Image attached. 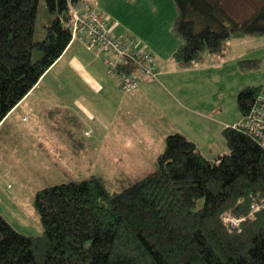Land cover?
Returning <instances> with one entry per match:
<instances>
[{"label":"trees","instance_id":"16d2710c","mask_svg":"<svg viewBox=\"0 0 264 264\" xmlns=\"http://www.w3.org/2000/svg\"><path fill=\"white\" fill-rule=\"evenodd\" d=\"M44 1L48 21L37 38L41 0H0V131L77 40L74 9L89 8L82 0ZM176 4L174 32L182 43L174 58L182 66L206 53L227 54L233 38L264 36V0L241 19L225 0ZM261 64V58L240 60L245 71ZM263 95L264 84L241 89V120L224 127L229 151L216 158L173 132L157 168L121 191L97 175L39 190L41 235L18 231L0 211V264H264V136L243 125ZM228 215L243 217L239 226Z\"/></svg>","mask_w":264,"mask_h":264},{"label":"rangeland","instance_id":"374dc122","mask_svg":"<svg viewBox=\"0 0 264 264\" xmlns=\"http://www.w3.org/2000/svg\"><path fill=\"white\" fill-rule=\"evenodd\" d=\"M82 2L89 5L82 8L84 11H99L109 18L114 35L148 47L155 56L158 74L143 78L139 86L148 83L138 92L125 90L120 78H112L96 50L85 45L101 76L111 84L110 90L99 95L88 90L70 73L65 58L45 84L58 88L57 102L72 106L78 119L59 111L30 112L28 106L29 111L13 114L0 131V211L18 231L28 235L44 232L34 206L39 190L97 175L112 192L121 191L157 168L170 133L191 136L209 158L229 151L223 130L241 120L239 92L247 85L264 84V46L253 45L251 37L240 40L242 45L232 39L225 55L206 53L204 60L193 65L179 64L174 58L182 43L174 32L176 0ZM225 2L241 19L262 0ZM48 14L47 4L41 0L37 38L44 33ZM243 57L261 58V68L245 71L240 67ZM76 97L84 107L76 105ZM61 134L67 140L60 139ZM44 138L60 141L58 157L44 149Z\"/></svg>","mask_w":264,"mask_h":264},{"label":"built area","instance_id":"2783aa9c","mask_svg":"<svg viewBox=\"0 0 264 264\" xmlns=\"http://www.w3.org/2000/svg\"><path fill=\"white\" fill-rule=\"evenodd\" d=\"M74 17V39L78 38L86 42L88 48L96 50L112 77L120 78L123 89L135 90L143 78L157 77V63L152 51L134 39L130 41L113 36V26L105 14L91 10L83 12L75 8ZM260 100L262 104L252 111L243 125L255 134L264 136V95ZM253 208L254 211L259 210L260 204H254ZM242 219L228 215L227 222L239 226Z\"/></svg>","mask_w":264,"mask_h":264},{"label":"crops","instance_id":"0c3cea01","mask_svg":"<svg viewBox=\"0 0 264 264\" xmlns=\"http://www.w3.org/2000/svg\"><path fill=\"white\" fill-rule=\"evenodd\" d=\"M256 36L251 37L252 41H254L253 45H257L256 47H263L264 46V36ZM249 37H245L242 39H248ZM234 39V38H233ZM242 39H236L237 44L242 45L243 42L240 40ZM232 41V39H231ZM230 41V42H231ZM242 48V47H240ZM66 59V67L69 68L70 73L77 76L79 81L84 84L88 88V90L91 89L95 94H101L102 92L108 91L112 88L109 81L106 80L103 76H101V73L99 72V67L94 61L93 55L88 49L85 47V45L82 42H79L77 40L72 41V43L69 45L65 53L59 58V60L43 75V77L40 79V81L37 83V85L29 92V94L10 112V114L6 117L4 124L6 125L7 122L11 119L13 114L17 111H21L22 113H25L28 110V108H31L32 111L30 112H37V113H44V112H61L63 115L69 114V115H75L74 109L72 106L68 105L66 102L62 101L61 103H58L59 95L57 93L58 88L54 84H45L47 77L51 72L55 70V68L60 64L61 61ZM244 58V57H243ZM259 58V57H257ZM159 68H161V64L159 63ZM89 69L92 71L89 72ZM162 72V70H160ZM113 78V77H112ZM115 80V78L113 79ZM116 81V80H115ZM117 82V81H116ZM148 83L147 81L141 83V85L135 90V92L142 90L143 86H146L144 84ZM45 84L44 88L42 86ZM110 87V88H109ZM42 89L41 93H37L38 90ZM41 96V97H40ZM79 97H76L74 99L76 105L84 107V104L78 100ZM56 99V100H55ZM42 103V106H39V103ZM47 102V103H45ZM58 103V104H56ZM28 106V108H26ZM77 118V116H76ZM26 119V117H24ZM78 119V118H77ZM77 124H80L79 121H77ZM102 124V123H101ZM55 135V133H53ZM186 134V133H185ZM70 135H73V132H70ZM187 135V134H186ZM57 137V135H55ZM189 136V135H188ZM59 137V136H58ZM190 139L191 136H189ZM60 139H65L63 137V134L60 135ZM193 140V139H192ZM44 146L46 150H49L51 153H53L54 157H58L60 154L59 147H61L62 144H60L59 140L44 138ZM197 141V140H193ZM58 142V144L54 143ZM72 143V142H71ZM197 143V142H196ZM198 147L200 148V144H198ZM201 149V148H200ZM202 151V150H201ZM203 152V151H202ZM204 153V152H203ZM61 159V157H59Z\"/></svg>","mask_w":264,"mask_h":264}]
</instances>
